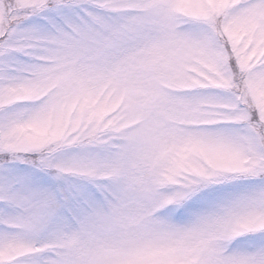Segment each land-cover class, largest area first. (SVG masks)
Instances as JSON below:
<instances>
[{
    "label": "snow or ice",
    "instance_id": "1",
    "mask_svg": "<svg viewBox=\"0 0 264 264\" xmlns=\"http://www.w3.org/2000/svg\"><path fill=\"white\" fill-rule=\"evenodd\" d=\"M0 264H264V0H0Z\"/></svg>",
    "mask_w": 264,
    "mask_h": 264
}]
</instances>
